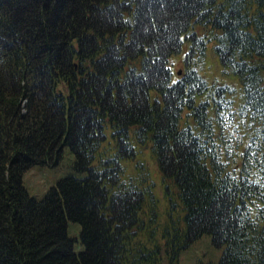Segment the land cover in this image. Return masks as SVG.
<instances>
[{
  "label": "trees",
  "instance_id": "16d2710c",
  "mask_svg": "<svg viewBox=\"0 0 264 264\" xmlns=\"http://www.w3.org/2000/svg\"><path fill=\"white\" fill-rule=\"evenodd\" d=\"M67 147L87 174L33 198ZM203 235L264 264V0H0V264H179Z\"/></svg>",
  "mask_w": 264,
  "mask_h": 264
},
{
  "label": "rangeland",
  "instance_id": "374dc122",
  "mask_svg": "<svg viewBox=\"0 0 264 264\" xmlns=\"http://www.w3.org/2000/svg\"><path fill=\"white\" fill-rule=\"evenodd\" d=\"M183 68V62L179 63L176 67L179 71ZM75 155L76 153L74 151L72 153L69 147H67L64 151L63 159L56 166H36L27 172L24 175L23 184L29 194L33 198L41 201L52 188L58 186L60 181L68 177L81 178L85 176L87 173L79 171L74 165L78 157ZM149 167L151 171L154 169L152 163H150ZM163 207L166 208L167 216L170 215L171 210L169 206L164 204ZM81 234L82 226L78 223L70 222L68 236L75 241V252L77 254L85 250V246L81 240ZM224 248L215 245L211 235H203L181 253L179 261L180 264H219Z\"/></svg>",
  "mask_w": 264,
  "mask_h": 264
}]
</instances>
